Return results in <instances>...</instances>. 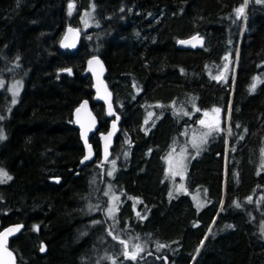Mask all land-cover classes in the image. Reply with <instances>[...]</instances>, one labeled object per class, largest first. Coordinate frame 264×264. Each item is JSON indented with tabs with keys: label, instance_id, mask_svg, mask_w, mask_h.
I'll list each match as a JSON object with an SVG mask.
<instances>
[{
	"label": "trees",
	"instance_id": "trees-1",
	"mask_svg": "<svg viewBox=\"0 0 264 264\" xmlns=\"http://www.w3.org/2000/svg\"><path fill=\"white\" fill-rule=\"evenodd\" d=\"M89 6L92 26L80 30ZM66 25L81 31L72 50L59 47ZM193 34L199 48L176 47ZM90 55L105 65L119 115L110 175L97 136L110 119L81 75ZM13 80L21 86L10 105ZM0 82V170L11 177H0V227L22 224L8 241L17 262L264 264V190L258 206L239 161L255 154L260 130L264 144V0H0ZM82 99L98 128L94 160L77 168L71 114ZM206 109H219L221 127L228 116L229 162L222 174L225 138L214 129L198 157L187 146L185 192L175 193L163 156L188 144ZM107 190L119 197L113 217Z\"/></svg>",
	"mask_w": 264,
	"mask_h": 264
},
{
	"label": "water",
	"instance_id": "water-1",
	"mask_svg": "<svg viewBox=\"0 0 264 264\" xmlns=\"http://www.w3.org/2000/svg\"><path fill=\"white\" fill-rule=\"evenodd\" d=\"M72 3H69L71 5ZM81 31L73 25H66L63 30V34L59 39L60 49L72 50L74 49L80 37ZM195 37L196 39H193ZM184 41L185 43H181ZM175 45L179 49H197L201 46V39L198 35L193 34L185 38H179L175 41ZM91 62V63H90ZM106 68L102 59L97 55H90L84 61L83 71L81 75L88 74L91 81V100L93 103H100L103 106L104 114L109 118L107 129L104 132H98L99 142V158L106 160L109 158L110 149L114 143L115 135L118 130L119 115L115 112L111 102V92L107 87L104 80ZM66 73L71 76L69 70ZM73 127L77 130L79 143L82 147V155L79 158L77 168L92 162L95 158V153L89 142V138L97 131L98 123L95 115L93 114L89 102L86 99H82L78 105L73 109L71 114ZM88 157V159H85ZM54 181H58V178H53ZM22 228L21 223H9L0 227V234L6 235L5 247L12 253L11 257L4 255L3 250L0 249V264L7 261V264H22L16 261L14 253L8 246V241L11 237L17 234ZM13 229L11 234H7L6 230ZM41 248L44 251H41ZM39 252L45 253V245L43 242L39 244Z\"/></svg>",
	"mask_w": 264,
	"mask_h": 264
},
{
	"label": "rangeland",
	"instance_id": "rangeland-1",
	"mask_svg": "<svg viewBox=\"0 0 264 264\" xmlns=\"http://www.w3.org/2000/svg\"><path fill=\"white\" fill-rule=\"evenodd\" d=\"M74 10V8H70L68 9V13H72ZM91 17V6H89V8L85 9V10H81L79 15H78V19L80 22V30H84L86 28H88L89 26H92V21L90 19ZM2 86V82H0V87ZM20 86L21 83L19 82V80H13L12 82L8 83L7 85V91L9 93L10 96V100H9V104L12 105L13 101H16L17 98V94L20 90ZM207 113V115H205ZM148 117V114L147 116ZM220 116L218 113H215L213 111L210 110H205L203 111L202 117H201V121H204L202 125V129H199V131L197 132V127L195 129L191 128V130L187 133V138L186 140L188 141V144L183 143L182 145L184 146H175V145H171V147L169 148V150L166 151V153L163 156V163H164V170H165V174L173 181V186H172V190L175 193H184L185 192V188L183 185V177H184V172H185V167L187 164V158H188V149L189 148L187 146H190L191 149L196 148V144L200 143L201 138H205V133H207L208 129H211L209 127V125H214V123H216L214 125V129L217 135L220 133V131H222L224 133V138H225V142L223 145V157H222V174H224L225 170H226V160L227 162H229V158H226L227 155V146H226V139H227V132H228V116L226 115L225 120L223 121V126L221 127L220 124ZM218 129V130H217ZM217 135H215L216 137L213 138L214 143H217ZM200 140V141H199ZM105 161V164L103 165V168L106 172V174H109L113 171L114 167H115V159L112 158H108ZM5 178L4 176H0ZM193 205L199 209L201 208V206L203 205V201L200 200V198L195 195H189ZM118 195L115 194L114 192L107 190L106 191V206L104 208L105 214L108 217H113L114 213L116 212V207L118 205ZM256 196L254 198V203L256 204ZM261 214H264V210L261 209ZM259 232L261 234V236L264 238V218H262L259 221Z\"/></svg>",
	"mask_w": 264,
	"mask_h": 264
},
{
	"label": "flooded vegetation",
	"instance_id": "flooded-vegetation-1",
	"mask_svg": "<svg viewBox=\"0 0 264 264\" xmlns=\"http://www.w3.org/2000/svg\"><path fill=\"white\" fill-rule=\"evenodd\" d=\"M212 111V109H206ZM205 111V110H204ZM215 112V111H214ZM200 117V116H199ZM200 121L198 123L196 122V126L194 129L197 127V132L199 129H202L200 126ZM214 127V125H212ZM208 129L207 133L208 135L203 139V143H198L196 144V155L197 157L199 156L201 152V147L208 142L210 136L213 134L212 132L214 131V128ZM196 131V129H195ZM200 141V140H199ZM245 145V143H243ZM262 150H264V144H263V139H262V130L259 131V135L257 133V138H256V151L255 154H248L244 158L239 159L241 163H244L248 169L251 170L252 173L249 174V184L253 185V183L256 184V203L258 206H260L262 199H263V190H264V153H262ZM198 159V158H197ZM243 159V160H242ZM239 173V171H237ZM255 180V181H253Z\"/></svg>",
	"mask_w": 264,
	"mask_h": 264
},
{
	"label": "snow or ice",
	"instance_id": "snow-or-ice-1",
	"mask_svg": "<svg viewBox=\"0 0 264 264\" xmlns=\"http://www.w3.org/2000/svg\"><path fill=\"white\" fill-rule=\"evenodd\" d=\"M245 2H247V0H245ZM69 7L71 8V5H70ZM243 11H244L243 7L237 9V13H238V15H239V14H242ZM193 39H196V38L193 37ZM181 43H185V42H184V41H181ZM225 59H227V57H226ZM90 63H91V62H90ZM225 67H227V65H225ZM69 72H70V70H69ZM255 79H256V78H254V80H255ZM254 87H255V85H253V88H254ZM13 103H15V100L13 101ZM214 111L219 112V109H214ZM205 115H207V113H206ZM203 123H204V121H201V124H203ZM209 127L211 128V127H213V126H212V125H209ZM217 130H218V129H217ZM207 135H208V133H205V136H207ZM3 138H4V137H3L2 133H0V139H3ZM200 142H201V143L204 142L203 138H201V141H200ZM262 153H264V150H262ZM85 159H88V157H85ZM110 174H111V173H109V175H110ZM0 176H4V177H6L7 179H11V177L7 176V173L3 172V170H0ZM0 182H3V181H0ZM12 231H13V229H9V230H6V233H7V234H11ZM5 242H6V235H5V234H0V249L3 250L4 255H6V256H8V257H11V256H12V253L9 252V251L7 250V248L4 246V245H5ZM121 243H123V241H121ZM202 243H203V242H202ZM125 247L127 248L126 245H125ZM41 251H44V249L41 248ZM125 256H126V257L129 256V253L127 252V250L125 251ZM130 258H131V259H135V258H136L135 254L131 255ZM0 260H3V257H0ZM3 264H7V261H4Z\"/></svg>",
	"mask_w": 264,
	"mask_h": 264
}]
</instances>
